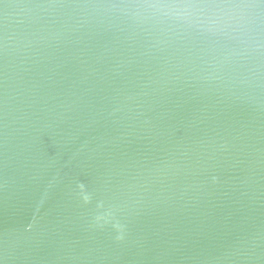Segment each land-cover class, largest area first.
<instances>
[{"label":"water","instance_id":"obj_1","mask_svg":"<svg viewBox=\"0 0 264 264\" xmlns=\"http://www.w3.org/2000/svg\"><path fill=\"white\" fill-rule=\"evenodd\" d=\"M0 264H264V0H0Z\"/></svg>","mask_w":264,"mask_h":264}]
</instances>
